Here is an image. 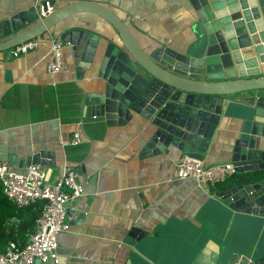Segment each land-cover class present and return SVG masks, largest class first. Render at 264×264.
Instances as JSON below:
<instances>
[{
  "label": "crops",
  "instance_id": "0c3cea01",
  "mask_svg": "<svg viewBox=\"0 0 264 264\" xmlns=\"http://www.w3.org/2000/svg\"><path fill=\"white\" fill-rule=\"evenodd\" d=\"M43 1L54 3V9L73 2L101 5L128 26L146 52L163 44L183 50L195 43L193 0H0V21L29 10L37 13ZM70 30L97 35L101 49L105 40L119 44L104 19L79 13L40 36L42 43L35 50L0 60V162L20 172L27 159L43 152L51 155L38 163L48 183L72 171L82 185V194L67 206L69 231L57 236L56 264H125L129 258L133 264H146L141 258L147 264H192L207 243L212 246L207 260L216 251L260 245L262 236L251 220L215 197L216 185L175 178L183 154L141 157L143 122L91 129L81 102V94L91 90V73L77 77L67 46H60V72L46 69L50 39L56 41ZM230 114L214 135L205 165L230 162L227 146L245 117L241 106ZM77 131L80 143L72 146ZM133 229L147 234L135 245L136 254L122 246Z\"/></svg>",
  "mask_w": 264,
  "mask_h": 264
},
{
  "label": "water",
  "instance_id": "95a60500",
  "mask_svg": "<svg viewBox=\"0 0 264 264\" xmlns=\"http://www.w3.org/2000/svg\"><path fill=\"white\" fill-rule=\"evenodd\" d=\"M192 5L195 43L183 50L163 44L146 52L112 11L73 2L42 19L29 10L0 21V60L72 15L92 13L104 19L119 44L105 40L101 49L99 37L83 30L59 34L56 41L69 47L77 77L91 73V90L81 94L91 129L143 122L141 157L178 152L203 161L218 127L241 106L245 117L227 146L235 180L228 188H217L215 197L250 219L262 241L244 251H216L209 260L212 246L207 243L192 264H264V0H193ZM250 68L258 71L247 73ZM50 156H33L23 169ZM138 231L133 229L122 244L133 254L147 237ZM125 264H133L131 258Z\"/></svg>",
  "mask_w": 264,
  "mask_h": 264
},
{
  "label": "built area",
  "instance_id": "2783aa9c",
  "mask_svg": "<svg viewBox=\"0 0 264 264\" xmlns=\"http://www.w3.org/2000/svg\"><path fill=\"white\" fill-rule=\"evenodd\" d=\"M50 1L38 4L39 19L53 11ZM40 37L32 39L10 49V56L17 58L35 50L42 43ZM51 60L46 69L50 74H57L62 68L61 47L54 39H50ZM80 143L79 132L72 136L70 144ZM231 164L205 165L204 161L182 156L175 165L177 180H195L201 186H214L234 175ZM0 184L3 194L17 208H27L37 202H44L42 215L36 221L34 231L26 242L10 241L0 252V264H39L57 263V236L67 233L66 203L73 202L82 194V185L77 175L69 171L56 179L47 182L46 172L39 164H30L23 171H15L6 162H0Z\"/></svg>",
  "mask_w": 264,
  "mask_h": 264
},
{
  "label": "trees",
  "instance_id": "16d2710c",
  "mask_svg": "<svg viewBox=\"0 0 264 264\" xmlns=\"http://www.w3.org/2000/svg\"><path fill=\"white\" fill-rule=\"evenodd\" d=\"M234 180L235 177L230 176L215 185L218 188H228L233 184ZM43 205L44 202H37L28 208L18 209L7 200L0 184V252L3 251V247L10 241H18L20 244L24 243L26 236L31 232L33 233L36 221L41 217ZM13 219L18 220L19 224L17 226H14V224L8 226L7 223Z\"/></svg>",
  "mask_w": 264,
  "mask_h": 264
}]
</instances>
